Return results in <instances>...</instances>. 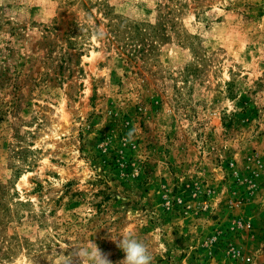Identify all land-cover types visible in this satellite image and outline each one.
<instances>
[{
	"label": "rangeland",
	"instance_id": "obj_1",
	"mask_svg": "<svg viewBox=\"0 0 264 264\" xmlns=\"http://www.w3.org/2000/svg\"><path fill=\"white\" fill-rule=\"evenodd\" d=\"M0 0V264L109 230L153 264H264V0ZM225 124V126H224Z\"/></svg>",
	"mask_w": 264,
	"mask_h": 264
},
{
	"label": "clouds",
	"instance_id": "obj_2",
	"mask_svg": "<svg viewBox=\"0 0 264 264\" xmlns=\"http://www.w3.org/2000/svg\"><path fill=\"white\" fill-rule=\"evenodd\" d=\"M13 8L34 9L41 22H47L55 18L58 12V0H14ZM110 239L125 254L119 264H153V254L148 244L135 233L121 230L114 235L110 230ZM69 255H63L62 264H113L108 255L103 253L96 243L90 245L72 247Z\"/></svg>",
	"mask_w": 264,
	"mask_h": 264
},
{
	"label": "trees",
	"instance_id": "obj_3",
	"mask_svg": "<svg viewBox=\"0 0 264 264\" xmlns=\"http://www.w3.org/2000/svg\"><path fill=\"white\" fill-rule=\"evenodd\" d=\"M224 126H225V124H224Z\"/></svg>",
	"mask_w": 264,
	"mask_h": 264
}]
</instances>
